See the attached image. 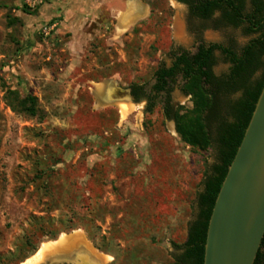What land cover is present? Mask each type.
I'll use <instances>...</instances> for the list:
<instances>
[{
    "label": "rangeland",
    "instance_id": "374dc122",
    "mask_svg": "<svg viewBox=\"0 0 264 264\" xmlns=\"http://www.w3.org/2000/svg\"><path fill=\"white\" fill-rule=\"evenodd\" d=\"M138 2L0 0V264H26L76 231L105 264H176L215 152L184 143L160 104L144 117L149 154L120 152L139 145L137 118L125 124L117 110L101 111L95 89L110 80L151 87L173 48L196 52L201 38L240 53L258 35L204 30L175 0ZM216 58L214 73H228L231 64ZM184 85L179 77L172 99L194 116ZM28 97L34 116L12 108ZM118 106L123 118L133 108L126 99Z\"/></svg>",
    "mask_w": 264,
    "mask_h": 264
},
{
    "label": "trees",
    "instance_id": "16d2710c",
    "mask_svg": "<svg viewBox=\"0 0 264 264\" xmlns=\"http://www.w3.org/2000/svg\"><path fill=\"white\" fill-rule=\"evenodd\" d=\"M177 1L188 6L190 17L200 20L203 29L243 27L245 35H258L240 53L201 38L195 53L173 48L168 53L171 65L162 63L158 67L149 91L148 84L130 86L135 102L147 101L145 114H152L162 101L165 119L175 123L184 143L215 152L216 162L206 174L197 198V214L189 222L187 240L177 246L179 252L175 256L176 264H204L208 227L217 197L264 87V0ZM216 52L231 64L229 72L221 76L214 73ZM179 77L185 82V95H192L195 100L194 116L173 104V85ZM237 94L239 97L234 98ZM12 108L34 116L35 98L20 100ZM254 264H264V239Z\"/></svg>",
    "mask_w": 264,
    "mask_h": 264
},
{
    "label": "water",
    "instance_id": "95a60500",
    "mask_svg": "<svg viewBox=\"0 0 264 264\" xmlns=\"http://www.w3.org/2000/svg\"><path fill=\"white\" fill-rule=\"evenodd\" d=\"M263 239L264 87L217 197L204 264H254Z\"/></svg>",
    "mask_w": 264,
    "mask_h": 264
},
{
    "label": "bare ground",
    "instance_id": "6f19581e",
    "mask_svg": "<svg viewBox=\"0 0 264 264\" xmlns=\"http://www.w3.org/2000/svg\"><path fill=\"white\" fill-rule=\"evenodd\" d=\"M132 6H137L138 8V0H132ZM133 17V12H130L129 16L123 19L121 25H129ZM176 29L178 36H180L182 27L179 21ZM99 97L102 99L100 94ZM122 108L123 110H128L129 105L122 104ZM106 260V258L98 254L84 233L76 231L73 234L63 235L55 242L44 245L26 264H105Z\"/></svg>",
    "mask_w": 264,
    "mask_h": 264
},
{
    "label": "crops",
    "instance_id": "0c3cea01",
    "mask_svg": "<svg viewBox=\"0 0 264 264\" xmlns=\"http://www.w3.org/2000/svg\"><path fill=\"white\" fill-rule=\"evenodd\" d=\"M98 85L100 86V88L95 89L94 97H95V101L99 104V102H98L99 93L102 96L103 101L99 104L101 106V111L109 110V109L117 110V112L119 114V119L122 120V122H124L125 124H131V118L132 117L137 118L136 119V131L137 132L135 134V137H134V133L132 132L133 136L131 135L127 139H128V141H130V140H133L132 137H134L135 139L140 141L139 145L137 143L136 146H134L133 148H130L128 146L127 147L123 146L119 149V151L120 152H126V151H132V149L137 148V149H139L141 154L146 157L149 154V147L144 146V144H143L144 143L143 141L146 140V132L144 130L145 102L135 103L133 101L131 94H130V86L129 87H123L119 84V82L110 80V81H107L105 83H99ZM121 99H126V101L131 106H133L131 112L125 118L122 117L121 110L118 106L119 102H121ZM125 127L128 131V128L126 125H125ZM67 154H68V152H67ZM93 159L95 160L97 158H93ZM119 160L123 161L124 159L119 158ZM96 161H99V160L97 159ZM90 162H91V159H90ZM97 163L98 164H104V162H102L101 160ZM110 172L111 171L109 170L108 173H110Z\"/></svg>",
    "mask_w": 264,
    "mask_h": 264
},
{
    "label": "flooded vegetation",
    "instance_id": "af4514ba",
    "mask_svg": "<svg viewBox=\"0 0 264 264\" xmlns=\"http://www.w3.org/2000/svg\"><path fill=\"white\" fill-rule=\"evenodd\" d=\"M176 2H178L177 0H175ZM178 3H180V2H178ZM180 4H183V3H180ZM184 6H186L187 8H188V6L186 5V4H183ZM188 11H189V8H188ZM217 15H219L218 13H216V15H215V17L217 16ZM189 16H190V14H189ZM191 18V17H190ZM195 20H198V19H195ZM200 21V20H199ZM203 29V28H202ZM209 29H211V28H209ZM204 30H208V29H204ZM215 30V29H214ZM196 48H199V45L196 47ZM197 51V50H196ZM192 53H195V52H192ZM154 83H155V79H154ZM154 83L151 85V87H147V89H148V91L152 88V86L154 85ZM130 94H131V89H130ZM131 96H132V94H131ZM133 98V97H132ZM134 101V100H133ZM135 102V101H134ZM142 102H145V108H146V106H147V101H142ZM135 103H137V102H135ZM138 103H140V102H138ZM160 106L162 107V112H163V106H164V103L162 102V101H160ZM173 104H174V102H173ZM175 106H179V105H176V104H174ZM144 112H145V109H144Z\"/></svg>",
    "mask_w": 264,
    "mask_h": 264
}]
</instances>
